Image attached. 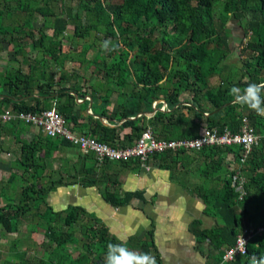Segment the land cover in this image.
Returning a JSON list of instances; mask_svg holds the SVG:
<instances>
[{"label":"trees","instance_id":"16d2710c","mask_svg":"<svg viewBox=\"0 0 264 264\" xmlns=\"http://www.w3.org/2000/svg\"><path fill=\"white\" fill-rule=\"evenodd\" d=\"M73 1L75 12H71ZM216 1L0 0V39L26 65L25 71L20 65L0 69V112L6 104L12 112L37 113L48 108L44 104L48 99L69 129L116 147L131 145L146 128L154 138L170 140L193 138L203 128L233 133L248 125L259 139L243 161L241 146L230 145L165 150L149 155L145 162L150 159L153 167L166 170L170 180L177 172L196 177L173 182L199 198L203 212L212 218L209 227L199 220L190 225L196 249L211 264L220 262L223 250L243 229L250 234L246 254H236L225 264H252L253 256H264V231H257L264 225V117L231 102L229 90L264 82V0H222L219 14L214 15L211 8ZM37 19L40 27L33 26ZM227 19L236 21L239 36H234ZM68 25L72 42L86 41L85 52L91 53L83 57L87 64L82 72L63 69L67 53L61 50V39ZM104 40L119 47L105 52ZM214 74L219 79L211 87L207 78ZM181 94L188 99L182 101ZM74 95L82 102L77 104ZM86 96L91 114L85 113ZM19 123L0 122V132L20 143L13 164L22 181H30L19 186L11 204L0 206V227L13 233V224L27 215L35 217L28 228L41 231L54 245L46 258L24 261L21 251L18 262L4 264H103L107 244L119 240L81 206L54 211L45 197L57 186L79 184L97 188L101 199L114 207L132 198L142 200L140 190L120 191L117 172L110 170L112 162L118 169L129 167L128 160L97 162L94 156L89 159L93 154L80 152L64 176L40 181L51 151L73 145L44 135L24 142L17 137ZM16 175H11V182ZM237 205L243 212L234 210ZM73 230L81 232L80 239ZM78 242L80 249L71 255L68 245ZM124 243L133 251L153 255L160 264L151 229Z\"/></svg>","mask_w":264,"mask_h":264},{"label":"crops","instance_id":"0c3cea01","mask_svg":"<svg viewBox=\"0 0 264 264\" xmlns=\"http://www.w3.org/2000/svg\"><path fill=\"white\" fill-rule=\"evenodd\" d=\"M87 110H89L88 114H91V105L89 108L86 106L85 112ZM33 127L28 125L24 129H19V138L24 142H29L35 136L42 135L37 128L33 129ZM0 148V183H9L13 173L20 175V170L13 168L15 158L19 156V147L18 153H13L11 146L0 145ZM74 152L76 158H69V161H66L68 163L66 171L76 162L80 151L74 146H60L51 151V156L46 161L48 163L44 174L46 181L47 176L51 175L56 168V156L65 154L67 157H72ZM8 155L11 158H7ZM146 166L147 169L140 167L136 171L132 166L121 167L120 169H124L125 173L120 174L119 171L116 173V178L120 183L119 190H140L142 200L132 198L127 204L119 207L112 206L113 209L109 210L101 202L103 200H100L97 188L72 184L55 187L47 193L45 202L54 211H60L73 203L81 202L88 209V213H95L97 218L106 221L112 232L109 233L119 240H127L130 232H135L134 236L140 238L145 231L151 229L160 264H210L209 259L196 249L195 236L190 229L194 220H199L205 227L212 224V218L203 212V204L195 195L187 193L178 183L171 181L166 170ZM5 170V176H2ZM56 172L58 175L57 169ZM71 172L72 169L69 173ZM21 182L23 181L20 176L19 184ZM3 204V200L0 199V206ZM125 237L128 238L124 239ZM209 251L211 253L210 249L208 253Z\"/></svg>","mask_w":264,"mask_h":264},{"label":"rangeland","instance_id":"374dc122","mask_svg":"<svg viewBox=\"0 0 264 264\" xmlns=\"http://www.w3.org/2000/svg\"><path fill=\"white\" fill-rule=\"evenodd\" d=\"M221 3L222 0H218L216 2L213 3V6L211 8V11L214 15H218L221 9ZM54 4V3H53ZM71 6V12H75L76 8H75V2H71L70 3ZM54 7V6H53ZM226 24L227 26H229V28L231 29L232 33L234 34V36H239L240 35V29L238 28V25L236 23V21L232 20V19H227L226 20ZM33 26L34 27H40L41 26V20L37 19L33 22ZM49 32V31H48ZM71 34H72V27L71 25H68L65 32H64V36L61 39V45L62 48L61 50L64 51L65 53H67V58L63 64V69L67 70V71H79L82 72L85 69V66L87 64V62H85L83 60V57L85 55L86 56H91L90 52H85L86 48H87V42L86 41H80L78 43H74L71 40ZM25 43V49L29 48V42L28 40L24 41ZM46 43V40L43 42V44ZM235 59V58H233ZM241 59V57H240ZM81 61V62H80ZM84 61V62H83ZM21 55H15L11 49V46L9 44H7L6 42H2L0 39V69H4V68H15L18 65H20V67L22 68V70H26V65L25 64H21ZM58 74H54V78L57 79ZM218 76L216 74L211 75L209 78H207V82L209 83V85L215 86L218 83ZM111 100H113L115 98V93H112L111 95ZM180 99L182 101H185L186 99H188V96L185 94H181L180 95ZM89 103V102H88ZM87 103V104H88ZM44 104L47 105L48 108L52 107L53 101H50L48 99H46L44 101ZM154 106V104H153ZM9 105H3V109H8L9 110ZM110 108L111 111H113L114 106L110 104ZM85 113H89V110H87ZM7 128L10 127V125H6ZM9 126V127H8ZM16 128H23L27 127L26 125L19 123L18 125L15 126ZM32 128V127H31ZM34 129V127H33ZM15 134L16 132L13 131ZM41 135V134H40ZM18 139L19 135L17 136ZM15 137V138H17ZM14 137H11L9 135H4L0 132V145H2L3 147L5 146H11V148L14 150L13 153H18V147L19 144L17 142H14ZM21 140V139H20ZM75 152L72 154V157H67L65 154H58L56 156V168H54V172L47 176V181L50 179H55L58 175L56 174V169L58 171V174L61 176H64L66 173V167L67 164L66 161H69V158H76V155H74ZM71 155V154H70ZM51 156V154L49 155ZM55 156V155H53ZM91 157L89 159L93 158V155H90ZM11 158V156H7V158ZM54 158V157H53ZM51 158V159H53ZM48 160V159H46ZM50 160V159H49ZM130 161H135L136 162V166H132L135 163H132ZM40 162V161H39ZM127 166L131 167L136 171L138 170V168H140V164L138 162V160L136 159H130L127 161ZM48 163H46L45 165H47ZM113 164V162H112ZM146 165H149L150 167L152 166V163L150 161V159H148V161L145 162ZM138 166V167H137ZM110 170H113L115 172L119 171V173H125V170L123 169H118L117 164L115 163V165H110ZM13 168L16 169V165L13 164ZM6 174V170L4 172V174L2 176H5ZM26 174V173H25ZM124 175V174H123ZM19 177L20 176H15L14 180L12 182L9 183H0V199L1 201L3 200V203H10L11 204V200L15 199L17 193L20 191L19 186L29 182L30 180L27 181H23L19 184ZM171 177V181H176L177 179L180 180L182 177L186 178L189 177L191 178L193 181H196V177L190 173V175L186 176L183 173H173ZM4 178V177H2ZM46 181V179L44 177H42L40 179V181ZM251 208H253L252 206H248V210H251ZM40 209H42V206H40ZM247 209V208H246ZM235 211H240L243 212L242 207L237 205L234 208ZM94 216L96 217V215L94 214ZM245 218H243L244 220ZM37 218L33 217L30 218V216L27 215V218H25L24 220H19L16 224H13V226H16V230L13 233H9L6 232L2 227H0V264H2V261L4 260V263H7L8 261L16 263L19 261L20 257L19 254L21 251L25 252V255L23 257L22 260L24 261H28L29 262H34L37 258L39 257H48L50 255V251L52 250L53 247V243L49 244L47 242L46 237L43 235V233L40 232H33L31 231L28 227L30 226L29 223L32 222H36ZM72 235L76 236L77 238H81V232H79L78 230H73ZM80 242H78L76 245H71L69 244L68 247H70V254L74 255V250L73 249H80ZM209 263L211 264V262L209 261Z\"/></svg>","mask_w":264,"mask_h":264},{"label":"built area","instance_id":"2783aa9c","mask_svg":"<svg viewBox=\"0 0 264 264\" xmlns=\"http://www.w3.org/2000/svg\"><path fill=\"white\" fill-rule=\"evenodd\" d=\"M162 109V108H161ZM19 121L37 128L42 135L48 137H59L76 147L81 153L93 154L97 162L107 161H126L137 159L142 168L147 169L144 163L147 157L153 153L163 152L165 150H187L199 151L206 146H241L240 161H243L251 146L256 145L258 140L249 143V137H258L253 130L246 124H242L237 132H229L224 129L218 132L216 129L203 128L197 136L193 138L180 139H156L153 137L150 128L144 129L140 136L134 142L125 147H116L106 143H101L88 135L81 134L75 130L69 129L64 118L55 111L53 107L41 110L37 113L30 112H12L5 109L0 112V122ZM264 137V131L262 134ZM240 191V186L236 187ZM257 231H264V225L257 227ZM250 237L247 230L243 229L237 234L233 245L225 248L218 264H225L233 259L236 254H243V247Z\"/></svg>","mask_w":264,"mask_h":264},{"label":"clouds","instance_id":"9594fccd","mask_svg":"<svg viewBox=\"0 0 264 264\" xmlns=\"http://www.w3.org/2000/svg\"><path fill=\"white\" fill-rule=\"evenodd\" d=\"M118 47L119 44H113L111 40H104L101 44L105 52L114 51ZM229 91L234 104L246 107L258 116L264 117V82L247 83L243 88L234 85ZM258 139V137L250 136L249 143L256 142ZM134 235L135 232L128 233V237ZM241 248L246 254L247 250L243 247V243ZM251 259L252 264H264V256H253ZM103 264H156V258L149 253L133 251L127 247L124 240H119V242L107 244Z\"/></svg>","mask_w":264,"mask_h":264},{"label":"water","instance_id":"95a60500","mask_svg":"<svg viewBox=\"0 0 264 264\" xmlns=\"http://www.w3.org/2000/svg\"><path fill=\"white\" fill-rule=\"evenodd\" d=\"M74 97H75V100H76V102H81L82 100H78L77 98H76V96L74 95ZM86 99L88 100V104H87V107L89 108L90 107V105H91V100H90V98H89V96H86ZM231 102H233V101H231ZM230 102V103H231ZM103 121V120H102ZM99 196V195H98ZM46 200V199H45ZM100 200H101V198H100ZM102 203H103V205L104 206H106V207H108L109 208V210H112L113 209V207L112 206H110V205H108V204H105L103 201H101ZM72 205H78V206H81L86 212H88V209L86 208V206H83V204H81V202H78V203H73ZM94 212V211H93ZM95 214V213H94ZM96 215V214H95ZM101 220H102V218H100ZM102 222L105 224V226L107 227V229H108V232H110V233H112L111 232V230L109 229L110 227H108V224H107V222L106 221H104V220H102Z\"/></svg>","mask_w":264,"mask_h":264}]
</instances>
